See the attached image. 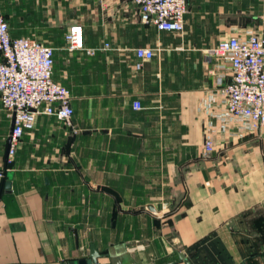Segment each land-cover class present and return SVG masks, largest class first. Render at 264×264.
<instances>
[{"label": "crops", "instance_id": "crops-1", "mask_svg": "<svg viewBox=\"0 0 264 264\" xmlns=\"http://www.w3.org/2000/svg\"><path fill=\"white\" fill-rule=\"evenodd\" d=\"M0 7L12 37L54 49L53 79L73 108L72 126L38 115L6 164L11 118L0 103V264H67L91 243L96 264H264V129L216 131L202 154L216 122L205 103L229 79L205 51L264 36V0H188L182 33L142 23L131 0ZM74 23L83 48L69 51ZM136 47L154 50L139 70Z\"/></svg>", "mask_w": 264, "mask_h": 264}, {"label": "built area", "instance_id": "built-area-1", "mask_svg": "<svg viewBox=\"0 0 264 264\" xmlns=\"http://www.w3.org/2000/svg\"><path fill=\"white\" fill-rule=\"evenodd\" d=\"M139 20L159 31L182 33L188 12V0H131ZM69 51L83 48L82 26L74 23L65 34ZM107 46V44H106ZM92 53V49H86ZM134 68L154 55L149 47L134 49ZM207 60L229 65V79L218 77L215 93L205 103L208 121L202 154L214 151L212 133L232 129V136L256 134L264 129V36L246 31L221 38L205 51ZM54 49L31 37H12L0 7V103L12 121L8 135L6 164L11 163L26 131L34 128L40 114L54 116L63 125L72 126L73 108L68 88L53 79ZM216 96V99L214 97ZM141 109L140 101L132 102ZM217 123V124H216ZM219 124V125H218ZM7 167L0 168V184Z\"/></svg>", "mask_w": 264, "mask_h": 264}, {"label": "water", "instance_id": "water-1", "mask_svg": "<svg viewBox=\"0 0 264 264\" xmlns=\"http://www.w3.org/2000/svg\"><path fill=\"white\" fill-rule=\"evenodd\" d=\"M11 127H12V121H11ZM8 145H9V139H7V147H6V153H5V158L7 160V151H8ZM7 179L9 176H6ZM5 187H9V182H5ZM261 255L264 257V251L261 253ZM103 254L99 253L97 248L93 243L89 245L88 248V256L86 257H80L77 259H74L72 261H68L67 264H96L98 258L102 257Z\"/></svg>", "mask_w": 264, "mask_h": 264}, {"label": "trees", "instance_id": "trees-1", "mask_svg": "<svg viewBox=\"0 0 264 264\" xmlns=\"http://www.w3.org/2000/svg\"><path fill=\"white\" fill-rule=\"evenodd\" d=\"M2 184V183H1Z\"/></svg>", "mask_w": 264, "mask_h": 264}]
</instances>
